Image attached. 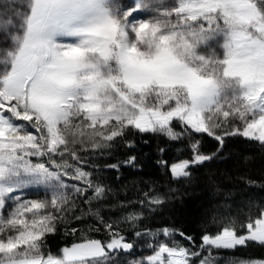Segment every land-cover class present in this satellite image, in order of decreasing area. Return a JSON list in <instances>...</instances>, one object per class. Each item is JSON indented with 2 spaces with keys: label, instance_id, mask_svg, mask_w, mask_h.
Listing matches in <instances>:
<instances>
[{
  "label": "snow or ice",
  "instance_id": "1",
  "mask_svg": "<svg viewBox=\"0 0 264 264\" xmlns=\"http://www.w3.org/2000/svg\"><path fill=\"white\" fill-rule=\"evenodd\" d=\"M0 264H264V0H0Z\"/></svg>",
  "mask_w": 264,
  "mask_h": 264
},
{
  "label": "trees",
  "instance_id": "2",
  "mask_svg": "<svg viewBox=\"0 0 264 264\" xmlns=\"http://www.w3.org/2000/svg\"><path fill=\"white\" fill-rule=\"evenodd\" d=\"M230 147H232L234 151H240V150L247 148L248 146L244 145V144H236V145H232ZM254 166L259 167V161H257Z\"/></svg>",
  "mask_w": 264,
  "mask_h": 264
}]
</instances>
